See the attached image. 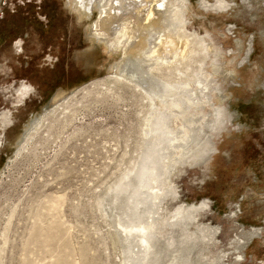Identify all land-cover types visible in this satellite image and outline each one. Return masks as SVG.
Here are the masks:
<instances>
[{
    "label": "rangeland",
    "instance_id": "rangeland-1",
    "mask_svg": "<svg viewBox=\"0 0 264 264\" xmlns=\"http://www.w3.org/2000/svg\"><path fill=\"white\" fill-rule=\"evenodd\" d=\"M221 1L228 9L213 12L188 0L185 30L213 49L208 58L196 49L189 70L206 58L201 77L213 74L212 64L218 71L213 103L197 110L200 141L167 178L178 197L165 202L158 224L178 207L203 203L190 227L191 263L264 264V0ZM41 13L50 27L39 24ZM97 19V10L87 15L69 0H43L42 7L0 0V32L7 30L0 45V264H123L131 256L132 241L117 224L132 227L139 169L150 161L158 167L165 154L156 148L145 160L153 141L142 133L141 90L116 67L127 42L114 52L97 41ZM21 34L29 44L16 53L10 42ZM116 76L130 85L114 83ZM106 86L108 93L96 94ZM68 111L79 116L71 124L60 115ZM33 120L39 127L31 131ZM164 256L159 264H167Z\"/></svg>",
    "mask_w": 264,
    "mask_h": 264
},
{
    "label": "bare ground",
    "instance_id": "bare-ground-1",
    "mask_svg": "<svg viewBox=\"0 0 264 264\" xmlns=\"http://www.w3.org/2000/svg\"><path fill=\"white\" fill-rule=\"evenodd\" d=\"M69 3L87 15L97 10L98 19L92 26L97 41L105 43L114 52L127 42L124 57L116 67L121 74L130 78L135 88L141 90L138 101L141 100L146 108L141 120V130L145 139L153 141L150 142L152 149H148L145 160H150L152 153H159L156 148L165 154L158 167L150 161L139 169L138 189L131 191V197L139 193L133 220L130 221L132 227L128 229L121 222L117 224L119 233L129 236L126 242L132 241L131 256L124 258L123 264H159L162 255L168 258L167 264H192L189 257L193 250L191 245L195 242L191 239L190 227L196 217L206 211V206L199 203V206L195 204L178 207L164 226L159 225L158 220L165 202L178 197L172 182H168L167 178L179 164L185 163L188 152L200 141L196 138V130L201 125L202 118L197 110L213 103V75L218 67L212 64L213 74H207L203 79L200 73L206 58L197 60L198 68L195 71L189 70L187 62L196 55V49L208 58L209 52H213L212 46L197 34H188L185 30L188 0H69ZM200 3L206 11L221 12L228 9V5L221 0H216L214 5L205 0H200ZM251 54L252 44L240 67L244 66ZM123 82L130 85V82L116 76L114 83ZM110 89L106 86L104 92L99 89L96 94H106ZM213 94L215 97L216 92ZM216 99L219 101L222 98ZM71 102L72 100L70 104ZM192 110L196 113H192ZM58 112L54 110L52 117L56 118ZM68 114H60L64 115L66 124L73 123L79 117L76 111H68ZM38 125L39 121L33 120L30 124L31 131L39 127ZM177 127L181 128V132H176ZM206 127L209 124L206 123ZM176 151L179 154L174 157ZM164 227L168 232L166 238L160 236ZM160 246L163 253L159 251Z\"/></svg>",
    "mask_w": 264,
    "mask_h": 264
},
{
    "label": "snow or ice",
    "instance_id": "snow-or-ice-1",
    "mask_svg": "<svg viewBox=\"0 0 264 264\" xmlns=\"http://www.w3.org/2000/svg\"><path fill=\"white\" fill-rule=\"evenodd\" d=\"M28 2H31V0H28ZM37 3L40 7L43 6V0H37ZM37 19L40 24H43L45 20H47V17L41 13L38 15ZM28 44V39L23 34H21L19 39L13 38V40L10 42V47L14 49L16 53H22L28 47Z\"/></svg>",
    "mask_w": 264,
    "mask_h": 264
},
{
    "label": "flooded vegetation",
    "instance_id": "flooded-vegetation-1",
    "mask_svg": "<svg viewBox=\"0 0 264 264\" xmlns=\"http://www.w3.org/2000/svg\"><path fill=\"white\" fill-rule=\"evenodd\" d=\"M32 17H34V16H32ZM27 18L28 19H30L29 17H24L23 18V20L25 21V20H27ZM33 19V18H32ZM31 20V19H30ZM47 23H48V25H49V27H50V24L52 23V20H51V18L48 16L47 17ZM40 24V23H39ZM7 30H3V31H1L0 32V45L1 44H4V43H6L7 42V32H6ZM21 88H23V86H20V88L19 89H21ZM21 95V97H19V98H24V100H26L28 97L26 96V98H25V96L23 95V94H20ZM31 95V94H30ZM20 106V104L18 105V107Z\"/></svg>",
    "mask_w": 264,
    "mask_h": 264
}]
</instances>
